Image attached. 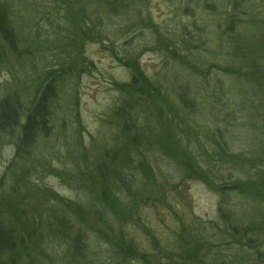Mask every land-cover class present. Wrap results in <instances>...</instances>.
Returning a JSON list of instances; mask_svg holds the SVG:
<instances>
[{"label":"rangeland","instance_id":"1","mask_svg":"<svg viewBox=\"0 0 264 264\" xmlns=\"http://www.w3.org/2000/svg\"><path fill=\"white\" fill-rule=\"evenodd\" d=\"M2 1L17 17L14 44L0 40V100L24 115L54 76L48 132L19 168L48 195L42 223L48 208L80 222L58 199L84 209L81 263L50 236L26 264H185L197 243L209 249L200 264H264V0H126L115 14L101 0ZM133 71L149 80L136 93L124 86ZM130 130L131 156L150 170L124 173L138 188L143 176L135 200L120 199L125 223L107 209L137 253L121 258L89 177ZM14 156L0 137V193Z\"/></svg>","mask_w":264,"mask_h":264},{"label":"trees","instance_id":"2","mask_svg":"<svg viewBox=\"0 0 264 264\" xmlns=\"http://www.w3.org/2000/svg\"><path fill=\"white\" fill-rule=\"evenodd\" d=\"M101 1L110 14L121 13V10H123L127 2L126 0ZM16 4L18 3L16 2ZM127 6H129V3ZM13 8L14 5L11 6L8 2L0 0V40L4 41L9 46L8 48L14 44L13 41L16 38L13 24L17 15L13 12ZM135 69L137 68L135 67ZM52 74L49 72L46 73L44 84L42 87H38L39 89L35 94L34 101H32L31 107L24 115L21 104L15 99L12 101H9V99L0 100V137L5 138L7 144H11L15 149L14 159L4 174V176H8V173L15 169L12 176V186L7 192L0 193V264H26V260L33 253L34 244L36 243V246L42 244L43 240L48 239L47 237L50 236L53 240L69 242L67 254L75 260L77 259L81 263V259H84L86 247L84 243V232L82 230L83 222L81 219L84 217V209L68 203L64 199H58L57 201L60 204H64L72 214H75L80 222L74 227V224H68L70 221L67 223L66 219L60 218L55 210L48 208L46 211L48 220L42 223L40 204L47 202L48 195L41 190L37 192L36 188H34L33 183L29 179L30 175L25 173L30 168H27L25 171L24 169H20L18 165L21 160H25V158L30 156V148L38 140V137L48 132L46 123L50 113L49 105L54 89V76ZM147 82L149 80L143 72L133 71L131 82L124 86L129 89L131 88L133 90L132 93H136L143 85H147ZM121 109H124V107L122 106ZM115 115L121 117V114L118 112ZM134 119L136 122V116ZM132 121L133 117L128 118L129 123L132 124ZM132 129L134 132L136 131L135 125ZM131 130L129 143H126L125 147L121 149L113 150L112 154L107 153L104 156V161L96 166V171L89 177L91 184L94 185L93 188L97 190L99 196L98 201L102 204L99 207L101 219L104 220L102 223L107 220V209L118 217H121V221L118 220L117 223H125L129 215L126 218L127 210L120 199H122V196H126L123 199L135 197L138 190L142 188L140 182L143 176L148 177V173L146 172L150 170L148 169V165L142 164L141 161L137 165L131 156V153L133 154V147H136L137 141H139L135 133L131 132ZM136 134L138 135V131H136ZM82 167L84 168V165ZM137 171L143 173V176L138 180L139 188L136 185V181H132V183L128 182L126 186L124 183L125 180L123 179L125 176L124 173L130 174L132 172L136 176ZM81 173L85 176L83 169ZM2 184L3 182L0 183V188L3 187ZM134 186L137 189H131ZM31 194H34V197ZM49 197L53 199L57 198L54 194H50ZM34 202H36L35 207L33 206ZM73 228L76 230H73ZM115 228V225L107 220L105 228L106 237H108L107 241L115 249L116 254H119L121 258L132 257V254L136 255L137 253L133 250V247L128 244V241H125L124 233L121 230H116V233H114ZM97 230L100 233L103 231ZM204 247L205 245L203 243L195 244L194 247L185 252L182 258L183 262L185 264L191 262L196 264L202 263L201 260L203 258L209 257V249ZM244 261H248V258ZM258 263L262 262L258 260Z\"/></svg>","mask_w":264,"mask_h":264}]
</instances>
